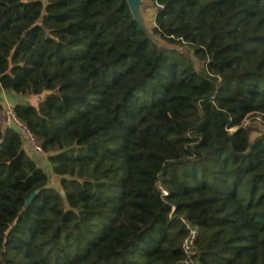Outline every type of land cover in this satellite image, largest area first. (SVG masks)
<instances>
[{"label": "trees", "instance_id": "16d2710c", "mask_svg": "<svg viewBox=\"0 0 264 264\" xmlns=\"http://www.w3.org/2000/svg\"><path fill=\"white\" fill-rule=\"evenodd\" d=\"M146 1L0 0V264H264V0Z\"/></svg>", "mask_w": 264, "mask_h": 264}, {"label": "built area", "instance_id": "2783aa9c", "mask_svg": "<svg viewBox=\"0 0 264 264\" xmlns=\"http://www.w3.org/2000/svg\"><path fill=\"white\" fill-rule=\"evenodd\" d=\"M0 116H1L0 118L1 127L16 125L22 137V140L24 139L28 142V145L30 147V152L39 156H45L41 147V141L36 139L29 132L26 125L17 118L13 108H8V110L3 109ZM263 128H264V124H263ZM235 130L236 128L228 129L229 132H234ZM156 188L163 197H166L168 195L167 191L162 188L159 182L156 183ZM171 212H174V207H172ZM180 222L184 226L186 232L185 237L181 243V251L183 254V259L181 261V264H200L198 261V251L196 248V241L199 235V228L197 225L191 223L184 217L180 218Z\"/></svg>", "mask_w": 264, "mask_h": 264}, {"label": "rangeland", "instance_id": "374dc122", "mask_svg": "<svg viewBox=\"0 0 264 264\" xmlns=\"http://www.w3.org/2000/svg\"><path fill=\"white\" fill-rule=\"evenodd\" d=\"M143 1V5L140 7L141 8V12L145 21V24L147 26V28L151 31L153 26H154V15H155V10L151 7L150 3L147 2L146 0H142ZM152 36L155 38V35L152 34ZM164 45L167 46L166 43L162 42ZM22 102H26V103H30L32 105H37V100L35 98L29 97V98H25L23 97ZM14 103V102H13ZM13 103L10 104L9 107H5L4 110H8V108H11ZM3 109L0 110V115ZM1 118V116H0ZM261 122V117L258 116H248L244 121H243V125H255L258 126L259 123ZM1 123V120H0ZM24 140V139H23ZM22 140V141H23ZM23 147L24 150L26 152H28V154L30 155V157L45 171V173L48 175L49 177V185L56 189L59 190V185H58V179L55 178L52 174V170L50 165L48 164L46 157L45 156H39L36 155L32 152H30V147L28 145V142L26 140L23 141Z\"/></svg>", "mask_w": 264, "mask_h": 264}, {"label": "water", "instance_id": "95a60500", "mask_svg": "<svg viewBox=\"0 0 264 264\" xmlns=\"http://www.w3.org/2000/svg\"><path fill=\"white\" fill-rule=\"evenodd\" d=\"M40 1L43 5H46L48 0H38ZM128 8L130 10V13L136 21V23L140 26V28L143 30V32L147 35V37L153 41L154 43L161 44L162 42L160 41L158 36H155V38L152 36V31H150L144 21L142 12H141V6L144 4L142 0H125ZM35 193H31L28 199L25 201L24 208H27L28 205L31 203L32 199L34 198Z\"/></svg>", "mask_w": 264, "mask_h": 264}, {"label": "crops", "instance_id": "0c3cea01", "mask_svg": "<svg viewBox=\"0 0 264 264\" xmlns=\"http://www.w3.org/2000/svg\"><path fill=\"white\" fill-rule=\"evenodd\" d=\"M22 98L23 97L4 91L0 87V110L4 109L5 107H9L10 104L14 102L11 107L13 108L16 104L22 102Z\"/></svg>", "mask_w": 264, "mask_h": 264}]
</instances>
